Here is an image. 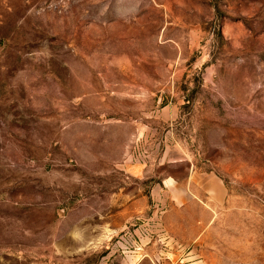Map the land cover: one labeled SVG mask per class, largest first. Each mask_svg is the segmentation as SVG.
Masks as SVG:
<instances>
[{"label":"rangeland","instance_id":"1","mask_svg":"<svg viewBox=\"0 0 264 264\" xmlns=\"http://www.w3.org/2000/svg\"><path fill=\"white\" fill-rule=\"evenodd\" d=\"M0 264H264V0H0Z\"/></svg>","mask_w":264,"mask_h":264},{"label":"crops","instance_id":"2","mask_svg":"<svg viewBox=\"0 0 264 264\" xmlns=\"http://www.w3.org/2000/svg\"><path fill=\"white\" fill-rule=\"evenodd\" d=\"M136 173H139V170H137V172Z\"/></svg>","mask_w":264,"mask_h":264}]
</instances>
